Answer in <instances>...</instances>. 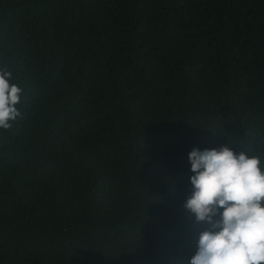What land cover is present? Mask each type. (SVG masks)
Returning <instances> with one entry per match:
<instances>
[{
  "label": "trees",
  "instance_id": "16d2710c",
  "mask_svg": "<svg viewBox=\"0 0 264 264\" xmlns=\"http://www.w3.org/2000/svg\"><path fill=\"white\" fill-rule=\"evenodd\" d=\"M0 70V264H187L188 153L264 171V0H0Z\"/></svg>",
  "mask_w": 264,
  "mask_h": 264
},
{
  "label": "clouds",
  "instance_id": "9594fccd",
  "mask_svg": "<svg viewBox=\"0 0 264 264\" xmlns=\"http://www.w3.org/2000/svg\"><path fill=\"white\" fill-rule=\"evenodd\" d=\"M11 75L0 70V129L4 130L20 116L16 106L23 90L10 83ZM187 159L191 194L183 207L196 223L208 225L187 264H264L261 157L222 146L193 148Z\"/></svg>",
  "mask_w": 264,
  "mask_h": 264
}]
</instances>
